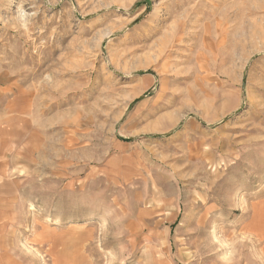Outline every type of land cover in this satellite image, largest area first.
Returning a JSON list of instances; mask_svg holds the SVG:
<instances>
[{"label": "rangeland", "instance_id": "1", "mask_svg": "<svg viewBox=\"0 0 264 264\" xmlns=\"http://www.w3.org/2000/svg\"><path fill=\"white\" fill-rule=\"evenodd\" d=\"M260 209L264 0H0V264H264Z\"/></svg>", "mask_w": 264, "mask_h": 264}, {"label": "bare ground", "instance_id": "2", "mask_svg": "<svg viewBox=\"0 0 264 264\" xmlns=\"http://www.w3.org/2000/svg\"><path fill=\"white\" fill-rule=\"evenodd\" d=\"M257 201V200H256ZM252 207V206H251ZM260 212H259V214H261V213H263L264 212V210L263 209H260L259 210ZM253 212V211H252ZM252 217V216H251ZM251 219V218H250ZM257 223V222H256ZM263 231V230H262Z\"/></svg>", "mask_w": 264, "mask_h": 264}]
</instances>
